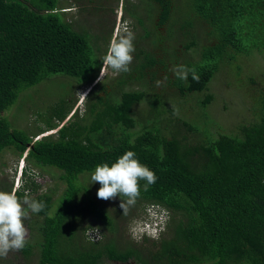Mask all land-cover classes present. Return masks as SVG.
Listing matches in <instances>:
<instances>
[{
    "label": "trees",
    "instance_id": "trees-1",
    "mask_svg": "<svg viewBox=\"0 0 264 264\" xmlns=\"http://www.w3.org/2000/svg\"><path fill=\"white\" fill-rule=\"evenodd\" d=\"M150 2L155 5L157 20L154 46L148 49L138 44L134 53L139 62L128 73L101 82L97 79L82 116L70 120L73 113L65 120L71 109L69 100L51 103L43 118L46 127L39 126L36 135L56 130L33 140L7 116L19 94L56 73L91 84L103 58H92L86 35L65 17L68 6H58V0H0V152L8 148L19 156L26 152L32 167L57 168L66 182L55 200L49 192L32 197L44 201L46 208L32 218L35 235L19 252L26 259L38 254L36 264H102L104 258L119 262L133 259L138 264H264L262 81L254 98L255 118L238 124L234 132L217 136L205 126L173 117L164 99L170 85L182 95L206 90L216 72L239 56L256 52L264 57V0H188L181 21L176 20L178 0ZM136 20L143 24L142 18ZM175 24L177 30L171 27ZM164 26L168 27L167 36L161 31ZM177 33L186 41L185 50L199 46L196 59L185 57L179 65L194 68L198 81L191 76L187 81L178 79L168 66L172 61L169 51L159 53L166 37ZM148 34L149 30L144 33ZM165 75L166 84L157 87L155 81ZM256 77L250 75L249 81L258 82ZM211 98L206 94L199 101L201 107ZM144 99L149 105L145 124L137 120L136 111ZM166 111L173 126L170 130L160 129ZM205 115L204 124L209 122ZM137 123L141 126L135 130ZM129 149L158 177L147 191H141L137 203L159 204L168 211L164 231L158 239L144 235L118 247L112 236L103 242L104 232L102 240H86L87 226H83L80 236L74 237L70 230L62 243L66 236L63 226L77 213L76 203H87L106 231H116L117 216L97 204L79 178ZM33 185L27 186L28 195L37 190ZM0 189L8 191L9 187ZM24 190L17 195H25ZM81 192L87 195L80 198ZM114 209L122 211L120 206Z\"/></svg>",
    "mask_w": 264,
    "mask_h": 264
},
{
    "label": "rangeland",
    "instance_id": "rangeland-1",
    "mask_svg": "<svg viewBox=\"0 0 264 264\" xmlns=\"http://www.w3.org/2000/svg\"><path fill=\"white\" fill-rule=\"evenodd\" d=\"M178 2L179 8L176 10V20L181 21L183 12L187 8L188 0H178ZM58 6H68V8H65L68 11H66L64 15L68 20H71L75 29L80 30V32L86 35L93 59L101 60L104 58L110 42L116 37L117 32L121 30L124 24H128L135 34L134 45L137 44L135 48L138 47L139 44L140 46H145V48L150 49L155 44V28L153 26L154 22L157 20H155V5L153 2H150V0H58ZM124 18L127 22L122 21ZM135 18L139 20L142 18L143 24H140ZM172 26L177 30L178 24L171 25V27ZM168 27H170V25ZM168 27H161V31L166 36ZM148 30L150 34L147 36L144 35ZM141 35L144 36L141 37ZM174 37H169L168 35L164 43V49L159 51L160 54L162 53L161 55H164L163 53L166 52V50L169 51L168 58L173 61V63L171 61L168 64L171 68V72L183 63L182 60L185 59V57L193 56V59H196L199 53V46L195 47L192 51L189 49L185 50L184 44L186 41L180 33H177ZM199 41L203 42V37H201ZM133 57L130 67H133V65L136 66L139 62L135 53H133ZM235 65H239V69H234ZM100 69L104 71L103 65H101ZM255 74L259 81L251 83L249 81V76H254ZM117 75L118 74L113 70L108 69L100 82ZM99 76L100 70L94 82L88 84L83 81L80 82L76 77L64 73L52 74L39 83L26 88L19 94L17 100L9 108L10 110L7 113L8 119L14 127L27 130L33 137V140L47 133L55 132L56 129H51L36 135L40 130L39 126L41 128L46 127V123L43 121V118L46 116V107H50L51 103H62L61 100L66 99L69 100L71 109L65 120L69 119L73 113L70 120H73L74 116H82L83 113H85L90 94L87 95V99L83 100L81 99V94H87ZM261 81L262 85H264V57L255 52L249 56H239L238 60L229 67H221L210 80L206 90L182 95L175 87L170 85L166 87L164 91L166 92L164 99L166 100V106L173 110V117L179 116L186 120L193 121L202 127L205 126L208 132L217 136L219 132H234L238 124L248 123L255 118V114H253L254 110H256L254 98H257V89L261 85ZM208 93L212 95V98L204 107H201L199 101ZM148 108L147 99H144V101L136 106V111L138 113L137 120L143 124H145L144 115H146ZM203 114L209 119V122L206 124L203 122ZM162 116H164V119L159 122L160 129H173L172 124L167 121L170 117L169 111H166ZM54 121L57 122L56 119H54ZM61 123L63 122H59L58 124L60 125ZM140 126V123H137L134 129L137 130ZM199 134L202 136L203 133L200 131ZM23 164L26 165L27 170H29V168H34L33 171L37 173V175L30 176L24 171L22 177H20L18 181L17 171ZM60 173L61 171L59 169L53 167H32L26 157V152L21 156L10 148L0 152V186H8V191L16 190L17 184L21 183L19 190L24 188L25 194H28L29 189L27 186L33 185L34 183L33 186L36 185L37 190L33 192L32 195L30 194L31 197L49 192L53 200H55L66 187V182L60 178ZM90 174L91 173H85L80 176L79 181L81 186H88ZM30 179L31 181H29ZM98 187L99 182L90 184L87 187L88 195L91 193L92 199L97 204H102L109 214L111 213L112 216H117V218H115L116 231L113 233L106 231L102 226V222L90 211V207L87 203H76L74 205V210L77 211V213L73 215L74 217H72V220H69L65 226H63V232L66 233V236L62 237V243L67 241V235L70 230H73L74 237L77 238L80 236L83 226H87L85 231L86 240H89L87 233L90 227L97 226L101 233H105L103 242H106L109 237L112 236L114 241L118 244V247H122L121 244H123V242L127 243L136 240L130 235L129 226L136 220H143L146 218L145 209L148 205L137 203L131 209L129 215L125 216L122 211L120 212V209H114L116 207L119 208L117 204L119 200L118 197L110 200L98 198L96 195ZM79 195L81 198V195L86 196L87 194L86 192H81ZM34 216H36V214L30 213L29 217L25 220V225L28 229V239L33 238L35 235V231L33 230L35 226H32L33 220L31 221V218ZM37 257L38 254L26 259L19 251H12L9 252L6 257L0 259V264H36ZM102 264L138 263L133 259L128 262H119L104 258Z\"/></svg>",
    "mask_w": 264,
    "mask_h": 264
},
{
    "label": "clouds",
    "instance_id": "clouds-1",
    "mask_svg": "<svg viewBox=\"0 0 264 264\" xmlns=\"http://www.w3.org/2000/svg\"><path fill=\"white\" fill-rule=\"evenodd\" d=\"M121 19V15H120ZM126 19L124 18V20ZM135 34L128 26L124 24L121 30L117 32L116 37L110 42L107 53L105 54L102 65L104 71L100 69L98 80H102L108 69L115 73H128L133 61L135 52ZM173 74L180 80L187 81L189 76L193 81H198L199 76L194 68L187 66H178ZM168 76L163 79H157V87L164 86ZM81 99H87V94H81ZM26 172V165L18 168V181ZM30 175L37 173L29 172ZM88 186L94 182H99L96 195L98 198L110 200L119 197L120 208L125 216L129 215L131 209L137 204L141 196V191H147L149 186L153 185L158 177L155 172L147 165L143 164L138 158L136 152L132 149L126 150L112 162H103L97 164L90 174ZM143 181V185H141ZM87 186V187H88ZM21 183L17 184L16 190H0V259L6 257L9 252L22 250L28 242V229L25 220L29 214H38L46 208L42 200L32 198L25 194L22 197L17 195ZM146 218L136 220L129 226L130 235L140 240L144 235L158 239L165 229L169 213L159 204L148 205L145 209ZM87 236L90 241L102 240L103 233L99 227H90Z\"/></svg>",
    "mask_w": 264,
    "mask_h": 264
},
{
    "label": "flooded vegetation",
    "instance_id": "flooded-vegetation-1",
    "mask_svg": "<svg viewBox=\"0 0 264 264\" xmlns=\"http://www.w3.org/2000/svg\"><path fill=\"white\" fill-rule=\"evenodd\" d=\"M35 217H36V216H34V217H32V218H34V219H35ZM32 218H31V220H33ZM33 221H34V220H33Z\"/></svg>",
    "mask_w": 264,
    "mask_h": 264
},
{
    "label": "bare ground",
    "instance_id": "bare-ground-1",
    "mask_svg": "<svg viewBox=\"0 0 264 264\" xmlns=\"http://www.w3.org/2000/svg\"><path fill=\"white\" fill-rule=\"evenodd\" d=\"M89 89V88H88ZM89 92V91H88ZM88 94V93H87ZM48 134V133H47Z\"/></svg>",
    "mask_w": 264,
    "mask_h": 264
}]
</instances>
